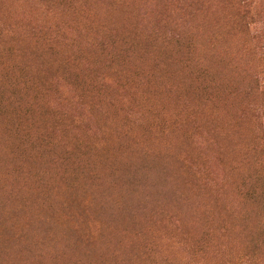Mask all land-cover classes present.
<instances>
[{"label":"rangeland","instance_id":"rangeland-1","mask_svg":"<svg viewBox=\"0 0 264 264\" xmlns=\"http://www.w3.org/2000/svg\"><path fill=\"white\" fill-rule=\"evenodd\" d=\"M0 264H264V0H0Z\"/></svg>","mask_w":264,"mask_h":264},{"label":"trees","instance_id":"trees-1","mask_svg":"<svg viewBox=\"0 0 264 264\" xmlns=\"http://www.w3.org/2000/svg\"><path fill=\"white\" fill-rule=\"evenodd\" d=\"M106 238H107V236L104 239H106ZM103 245H104L105 248L107 247V244H106L105 241L103 242Z\"/></svg>","mask_w":264,"mask_h":264}]
</instances>
